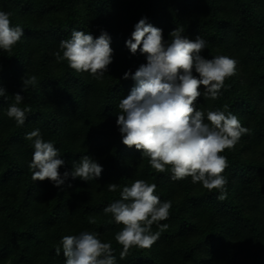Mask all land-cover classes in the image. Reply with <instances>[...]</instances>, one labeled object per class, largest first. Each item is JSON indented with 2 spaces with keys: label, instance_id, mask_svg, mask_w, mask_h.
<instances>
[{
  "label": "trees",
  "instance_id": "16d2710c",
  "mask_svg": "<svg viewBox=\"0 0 264 264\" xmlns=\"http://www.w3.org/2000/svg\"><path fill=\"white\" fill-rule=\"evenodd\" d=\"M0 11L11 12L12 25L24 30L11 57L0 51V86L8 95L0 97V264H64L63 252L55 253L60 239L85 230L111 242L117 264H264V0H0ZM143 17L162 29L165 42L183 27L189 39L207 41L205 58L238 61L218 99L196 102L205 113L227 105L251 130L221 153L229 165L224 201L190 177L173 182L170 173H156L140 151L122 143L118 104L135 84L122 77L146 63L125 41ZM73 29L110 35L113 62L102 81L55 62L60 40ZM26 72L38 84L24 92ZM16 93L24 97L19 106L31 109L24 126L6 115ZM36 128L59 149L61 176L83 155L102 166L101 176L89 182L69 177L61 188L47 179L34 182L28 169L34 149L24 137ZM137 179L155 183L154 194L172 201L170 218L161 222L169 228L150 249L133 248L121 260L114 239L121 226L103 209ZM108 183L120 189L109 192Z\"/></svg>",
  "mask_w": 264,
  "mask_h": 264
},
{
  "label": "clouds",
  "instance_id": "9594fccd",
  "mask_svg": "<svg viewBox=\"0 0 264 264\" xmlns=\"http://www.w3.org/2000/svg\"><path fill=\"white\" fill-rule=\"evenodd\" d=\"M11 12L0 11V51L12 56L13 48L24 36L20 25L13 26ZM184 28L177 26L165 42L162 29L141 18L131 32L125 46L132 55L139 52L146 63L133 73L126 71L123 79H132L135 84L129 94L120 99L116 125L122 143L141 152V158L156 173H170L173 182L191 178L192 184H200L210 193L215 190L217 200L227 199L228 179L224 175L229 167L221 153L234 150L241 137L250 134L228 106L224 110H198L196 102L216 100L226 90V80L237 74L238 61L228 56L217 55L207 59L202 52L207 41L200 35L189 39ZM114 50L111 37L101 30L99 37L73 29L70 36L61 39L58 50L53 53L56 63L67 62L77 73H88L94 80L102 81L108 66L113 62ZM195 73V75H194ZM22 91L27 92L38 84L35 75L27 72L21 77ZM201 86L203 89L201 90ZM0 97L8 98L0 86ZM8 105L6 115L17 126H24L29 107L21 108L24 101L20 93ZM205 119L207 122H205ZM34 149L28 164L32 180H49L61 188L69 177L89 182L97 180L102 166L89 155H83L72 164L71 171L63 176L59 168L65 164L60 159L59 149L46 142L39 128L25 134ZM71 187V184L68 185ZM107 190L115 193L117 183H108ZM157 185L144 179L135 180L120 190V198L103 209L121 229L115 233V241L122 246L120 259H126L131 249H150L169 224L161 223L170 218L172 201H161L155 195ZM95 224V217L89 219ZM157 231H153V226ZM55 249L56 255L63 252L64 264H117L111 242H102L97 232L81 231L64 235Z\"/></svg>",
  "mask_w": 264,
  "mask_h": 264
}]
</instances>
